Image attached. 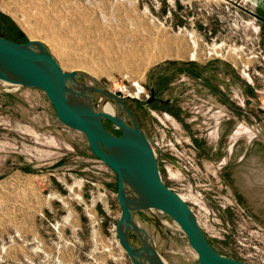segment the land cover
Returning a JSON list of instances; mask_svg holds the SVG:
<instances>
[{
  "label": "rangeland",
  "instance_id": "374dc122",
  "mask_svg": "<svg viewBox=\"0 0 264 264\" xmlns=\"http://www.w3.org/2000/svg\"><path fill=\"white\" fill-rule=\"evenodd\" d=\"M0 13L78 82L124 102L154 142L161 180L216 250L264 262V14L256 0H0ZM154 40L162 45L142 53ZM85 94L95 109L115 105ZM115 113L129 120L121 107ZM115 191L116 174L56 118L40 88L0 80V264H132L114 233ZM143 213L134 220L164 263L196 264L169 216Z\"/></svg>",
  "mask_w": 264,
  "mask_h": 264
},
{
  "label": "water",
  "instance_id": "95a60500",
  "mask_svg": "<svg viewBox=\"0 0 264 264\" xmlns=\"http://www.w3.org/2000/svg\"><path fill=\"white\" fill-rule=\"evenodd\" d=\"M77 75L74 70L63 71L39 41L16 42L0 36V80L40 88L56 118L82 132L91 153L116 174L115 197L120 214L114 224V233L130 262L165 264L146 231L134 220V215L146 220L143 211L156 209L179 226L196 253V264H251L220 254L209 243L189 205L161 180L154 142L138 128L124 102L105 89L78 82ZM92 91L114 99L129 120L117 113L95 109L85 94ZM101 119L114 124L119 134L109 132ZM129 190L135 193L134 197L128 195ZM131 234L137 237L138 245L131 244Z\"/></svg>",
  "mask_w": 264,
  "mask_h": 264
},
{
  "label": "trees",
  "instance_id": "16d2710c",
  "mask_svg": "<svg viewBox=\"0 0 264 264\" xmlns=\"http://www.w3.org/2000/svg\"><path fill=\"white\" fill-rule=\"evenodd\" d=\"M0 36L16 42L26 41L23 39V34L16 28L14 23L2 13H0ZM218 252L220 254H223L220 251ZM224 255L237 259V257L230 254H224Z\"/></svg>",
  "mask_w": 264,
  "mask_h": 264
},
{
  "label": "bare ground",
  "instance_id": "6f19581e",
  "mask_svg": "<svg viewBox=\"0 0 264 264\" xmlns=\"http://www.w3.org/2000/svg\"><path fill=\"white\" fill-rule=\"evenodd\" d=\"M160 42V41H159ZM158 42V43H159ZM157 40H154L153 41V43L151 44L149 41H146L145 42V45L142 47L143 49H142V53H146V54H149L150 52L152 53V51H153V46L154 47H156L157 48ZM161 43V42H160ZM159 43V44H160ZM163 43V42H162ZM158 44V45H159ZM160 45H162V44H160ZM170 46V45H169ZM138 48H136V50H137ZM86 86H90L89 85V83L88 84H86ZM88 97V96H87ZM88 100H90L89 98H88ZM117 108H119V106L118 105H111V104H109V102L108 103H104V106H103V109H102V111H106V112H109V113H115L116 112V110H117ZM122 113V112H121ZM122 118H123V116H121ZM124 119L125 120H127L125 117H124ZM127 193H128V195H130V196H132V197H134V192L133 191H131V190H129V191H127ZM143 226V225H142ZM151 241V240H150ZM162 244V243H161ZM138 245V244H137ZM164 245V244H163ZM170 257V256H169ZM170 260V259H169ZM165 261V260H164ZM166 262V261H165ZM146 264H148V263H146ZM165 264H168V263H165Z\"/></svg>",
  "mask_w": 264,
  "mask_h": 264
},
{
  "label": "crops",
  "instance_id": "0c3cea01",
  "mask_svg": "<svg viewBox=\"0 0 264 264\" xmlns=\"http://www.w3.org/2000/svg\"><path fill=\"white\" fill-rule=\"evenodd\" d=\"M256 4L258 5V7L262 10L264 14V0H256Z\"/></svg>",
  "mask_w": 264,
  "mask_h": 264
}]
</instances>
